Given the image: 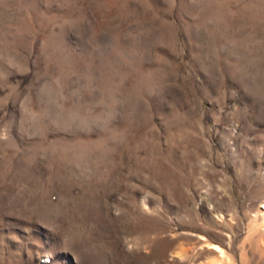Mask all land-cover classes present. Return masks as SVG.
Listing matches in <instances>:
<instances>
[{
    "label": "rangeland",
    "instance_id": "374dc122",
    "mask_svg": "<svg viewBox=\"0 0 264 264\" xmlns=\"http://www.w3.org/2000/svg\"><path fill=\"white\" fill-rule=\"evenodd\" d=\"M263 204L264 0H0V264H264Z\"/></svg>",
    "mask_w": 264,
    "mask_h": 264
},
{
    "label": "bare ground",
    "instance_id": "6f19581e",
    "mask_svg": "<svg viewBox=\"0 0 264 264\" xmlns=\"http://www.w3.org/2000/svg\"><path fill=\"white\" fill-rule=\"evenodd\" d=\"M263 207H264V204L262 205ZM214 249H215V251L217 252V254L219 253V254H222V251H221V248L220 247H218L217 245H215L214 246ZM182 251H184V250H182ZM216 261V260H215ZM215 263V262H214ZM220 264V262H218V260L216 261V263L215 264Z\"/></svg>",
    "mask_w": 264,
    "mask_h": 264
}]
</instances>
